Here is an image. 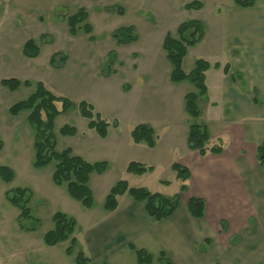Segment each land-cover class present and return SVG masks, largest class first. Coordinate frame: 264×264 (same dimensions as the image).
Returning a JSON list of instances; mask_svg holds the SVG:
<instances>
[{
	"label": "rangeland",
	"instance_id": "rangeland-1",
	"mask_svg": "<svg viewBox=\"0 0 264 264\" xmlns=\"http://www.w3.org/2000/svg\"><path fill=\"white\" fill-rule=\"evenodd\" d=\"M192 2H199L202 8L184 9ZM263 3L256 0L255 6ZM233 8L237 7L232 0H0V80L41 82L56 96L75 103L87 101L107 122L118 124L116 129L108 130L110 134L104 141L87 128V120L81 118L78 111L60 115L55 120L56 151L69 148L73 155L79 156L77 150H114L106 171L90 177L88 186L96 209L102 207L106 195L119 181L167 197L177 196L175 199L182 208L187 198L171 168V160L161 156L152 171L137 176L126 172L129 162L137 158L136 152L129 156L124 153L152 150L144 143L132 142L131 130L140 124L153 128L154 150H188L185 136L189 118L183 113V96L186 91L195 89L187 82H170V65L162 42L167 33L176 37L177 28L189 21H199L210 31ZM79 9L88 16L93 29L91 35L82 31L75 36L69 34L67 19ZM129 26L134 27L137 40L117 45L113 31ZM41 36H45L43 40ZM28 40H33L40 49L35 59L26 58L22 53ZM205 44L189 49L183 61L186 73L193 68L200 53L205 55ZM110 51L117 54V62L113 66L115 74L106 78L108 66L103 60ZM55 53L60 54L56 60L63 56L65 62L57 61L54 67L49 65V60ZM218 59L221 65L231 62L236 77L242 76L243 64L230 61L227 54H221ZM220 73L211 75V84H214L212 76ZM118 85L120 91L122 85L130 92L120 93ZM32 90L33 86H21L10 92L0 85V166L14 172L10 183L0 180V264H75V255L81 252L80 244L68 256L69 242L48 247L43 243V236L53 229L51 218L55 213L77 217L82 223L81 215L87 214V210L73 201L64 187L53 185V165L42 169L33 167L34 137L26 123L27 114L11 117L8 113L11 105L25 100ZM65 125L74 127L77 135H59ZM208 129L214 130L213 127ZM15 188L29 189L34 194L29 208L38 222L32 219L23 223L30 227L38 223L32 231L20 229L18 210L5 200V191ZM27 237L32 247L27 246Z\"/></svg>",
	"mask_w": 264,
	"mask_h": 264
},
{
	"label": "crops",
	"instance_id": "crops-1",
	"mask_svg": "<svg viewBox=\"0 0 264 264\" xmlns=\"http://www.w3.org/2000/svg\"><path fill=\"white\" fill-rule=\"evenodd\" d=\"M203 25L204 36L197 45L206 43L205 55L200 53L198 59L208 62L210 68L206 72L207 94L199 103L198 123L207 129L210 144L221 147L222 153L200 156L189 148L154 150L155 143L152 150H126L124 155L136 152L137 158L129 163L152 169L161 156L171 160V165L186 168L190 177L184 197L187 201L202 199L204 216L193 218L186 200L182 208L178 203L174 214L162 221L150 218L143 205L127 194L118 197V208L113 212L104 211L103 205L96 209L94 203L92 209H86L87 214L82 213V223L72 217L76 221L77 244L91 264H137L132 248L144 250L155 259L163 253L171 264H264V168L256 158L257 147L264 144V3L250 9H231L210 31ZM221 54L243 64L242 76L236 77L231 62L221 65ZM218 72L221 73L212 76L211 84V75ZM120 88L122 91L118 85L120 93L130 92L125 91L127 87ZM177 113H181L179 106ZM117 126L116 123L109 129ZM113 151L77 150V154L88 163L108 165ZM29 239L27 246L32 247Z\"/></svg>",
	"mask_w": 264,
	"mask_h": 264
},
{
	"label": "trees",
	"instance_id": "trees-1",
	"mask_svg": "<svg viewBox=\"0 0 264 264\" xmlns=\"http://www.w3.org/2000/svg\"><path fill=\"white\" fill-rule=\"evenodd\" d=\"M256 0H232L233 4L241 9H250L254 7ZM202 5L199 2H192L184 6L186 10H200ZM68 31L71 36H75L78 31L86 35L92 34V26L88 22V16L83 9H79L74 15L67 19ZM135 29L132 26L121 27L113 31L112 37L118 45H126L137 40L134 35ZM204 36V25L199 21H189L182 23L176 31V37L167 33L162 42V49L165 52V58L170 65L169 80L173 84L187 82L194 87L193 92L184 96V110L188 115L189 127L187 135V146L192 151H197L200 156L207 154L219 155L222 148L210 144L209 134L205 126L198 123L200 117V101L207 94L206 72L210 64L204 60L197 59L193 68L186 73L183 70V61L189 48L197 45ZM45 36H41L43 40ZM92 39V37H91ZM39 47L33 40H28L23 45L22 53L26 58H36L39 55ZM55 53L50 59V65L56 66L57 61L62 63L65 57H59ZM116 63V54L111 51L106 57L104 65L108 66L107 74H112L113 66ZM214 67H218L214 65ZM109 69V70H108ZM228 72V67L224 68ZM3 88L10 92L18 90L21 86L33 90L23 101L11 105L8 113L11 117H17L26 113V123L33 132V148L35 169H42L53 165L51 181L56 187H64L67 195L74 201L80 203L85 209L94 207V197L88 184L92 174L102 175L107 169L106 162L88 163L79 156L73 155L71 149L66 148L62 151H56V136L54 133L55 120L63 114L78 111L81 118L87 120V128L96 133L100 139H105L108 135L110 126H116V122L109 123L95 111L94 107L81 101L74 103L68 98L54 95L41 82L30 83L21 82L17 79H4L0 82ZM77 130L74 127L65 125L59 130L62 137H74ZM131 139L134 144L144 143L148 148L155 146V132L146 125L140 124L131 130ZM1 147V144H0ZM256 158L259 165L264 168V144L257 147ZM172 170L176 174V179L182 183L181 191H186V182L190 177L188 170L179 164H173ZM152 171L151 167L131 162L126 168L128 174L141 176ZM14 179L12 169L0 166V180L8 184ZM127 194L133 201L142 204L147 215L155 221L166 220L171 217L177 209L178 201L175 197H167L159 193H152L145 188H133L126 181L117 182L106 195L103 203V209L106 212H113L118 208V197ZM32 191L29 189L15 188L5 191L6 202L19 212L18 223L23 231H32L36 229L38 223L32 222L34 226H24V221L34 222L37 220L32 217L29 204L32 200ZM187 209L190 215L195 219H201L204 216L205 204L202 199L189 198ZM53 229L43 236V243L48 247L69 242L66 249L68 256L73 254L77 245V239L74 236L76 221L74 218L61 213H55L52 218ZM38 222V221H37ZM137 264H171L169 260L161 253L156 259L149 253L141 249H135ZM75 264H91L90 260L82 252L75 255ZM106 264V263H103Z\"/></svg>",
	"mask_w": 264,
	"mask_h": 264
}]
</instances>
